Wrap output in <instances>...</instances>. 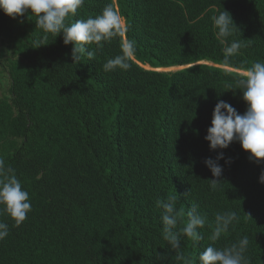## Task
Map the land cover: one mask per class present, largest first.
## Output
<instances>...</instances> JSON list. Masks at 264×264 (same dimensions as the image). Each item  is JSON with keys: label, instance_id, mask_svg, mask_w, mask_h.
Segmentation results:
<instances>
[{"label": "trees", "instance_id": "trees-1", "mask_svg": "<svg viewBox=\"0 0 264 264\" xmlns=\"http://www.w3.org/2000/svg\"><path fill=\"white\" fill-rule=\"evenodd\" d=\"M109 4L122 17L123 36L87 46L95 57L77 62L62 33L36 48L35 16L0 11L10 80L0 95V159L31 202L19 227L0 214L9 225L0 264H177V251L198 264L209 245L224 248L244 236L250 264H264V161L250 160L238 142L213 151L205 140L218 101L246 111L236 82L264 62V0H84L66 23ZM223 10L237 27L226 44L212 20ZM129 39L131 67L105 72ZM232 40L242 47L225 63ZM172 67L182 69L156 71ZM221 152V183L212 191L216 178L205 160ZM176 194L178 208L197 205L207 223L200 240L182 237L173 250L155 202ZM226 211L238 222L213 242L215 215Z\"/></svg>", "mask_w": 264, "mask_h": 264}, {"label": "clouds", "instance_id": "clouds-1", "mask_svg": "<svg viewBox=\"0 0 264 264\" xmlns=\"http://www.w3.org/2000/svg\"><path fill=\"white\" fill-rule=\"evenodd\" d=\"M84 0H0V11L10 18L22 17L29 12L36 18V28L41 30V38L35 42L36 48L46 45L49 35L57 37L63 34L65 45L71 44L72 59L79 61L83 56L88 59L95 57V51L87 46L95 44L103 47L102 42L123 36L122 17L109 4L95 17L86 20L79 19L67 24L69 15H75ZM215 35L221 44H226L227 38L237 30L230 13L221 11L212 17ZM239 40H232L224 47V62L241 49ZM136 45L134 40H123L119 55L109 58L103 65L105 72L117 69L128 70L130 60L134 56ZM237 87L242 92V99L246 104L243 115L229 103L220 100L216 103L207 129L205 140L211 150L227 149L233 142H238L243 151L249 154L250 160L260 163L264 161V62H255L250 68L243 70L242 76L237 80ZM221 152L216 160L206 159L205 165L216 179L209 181L210 190L215 191L222 175V167L218 161L223 159ZM230 163V161H226ZM259 182L264 184V172H261ZM178 196L172 195L166 199H157L155 206L161 210L162 237L173 250L181 247V238L187 237L192 241L200 240L201 233L207 223L205 214L200 213L198 206L193 204L185 212L184 206L177 207ZM31 211L29 193L22 189V183L17 178L14 169L6 168L5 162L0 159V214H6L19 227ZM187 220L184 221V216ZM238 222L234 211H226L215 215L214 226L210 239L215 242L222 234L228 233L230 228ZM183 227L178 228V224ZM9 235L8 223L0 221V241ZM249 245V238L242 237L237 242L224 248L209 245L198 255V264H250L245 255ZM177 264H194L190 257L177 251L175 255Z\"/></svg>", "mask_w": 264, "mask_h": 264}, {"label": "rangeland", "instance_id": "rangeland-1", "mask_svg": "<svg viewBox=\"0 0 264 264\" xmlns=\"http://www.w3.org/2000/svg\"><path fill=\"white\" fill-rule=\"evenodd\" d=\"M123 23V22H122ZM124 25H122L123 27ZM8 54L0 48V95H7L8 94V88L10 85V80L8 77V73L4 70V63L8 58ZM178 70V69H175ZM173 70V71H175Z\"/></svg>", "mask_w": 264, "mask_h": 264}, {"label": "bare ground", "instance_id": "bare-ground-1", "mask_svg": "<svg viewBox=\"0 0 264 264\" xmlns=\"http://www.w3.org/2000/svg\"><path fill=\"white\" fill-rule=\"evenodd\" d=\"M122 25H124L122 23ZM205 64V63H203ZM145 69H151L149 66H144ZM175 69H181L180 67H172V68H166V69H156L157 71H166V72H170V71H173Z\"/></svg>", "mask_w": 264, "mask_h": 264}, {"label": "water", "instance_id": "water-1", "mask_svg": "<svg viewBox=\"0 0 264 264\" xmlns=\"http://www.w3.org/2000/svg\"><path fill=\"white\" fill-rule=\"evenodd\" d=\"M181 69H182V67H180ZM148 70H153V69H148ZM178 70H180V69H178ZM157 71V70H156ZM159 72H166V71H159Z\"/></svg>", "mask_w": 264, "mask_h": 264}]
</instances>
